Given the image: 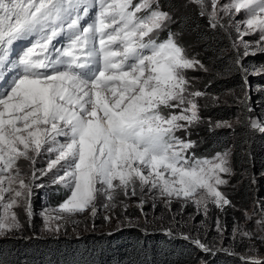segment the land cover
<instances>
[{"label": "snow or ice", "instance_id": "6c2138e0", "mask_svg": "<svg viewBox=\"0 0 264 264\" xmlns=\"http://www.w3.org/2000/svg\"><path fill=\"white\" fill-rule=\"evenodd\" d=\"M187 2L212 29L232 22L241 39L255 35L242 41V51L233 43L234 70L247 83L243 58L264 53V0ZM174 23L160 0H0V236L24 226L16 209L31 224L33 185L42 176L64 190L54 209L40 213L50 231L63 219L53 211L91 208L95 216L98 201L137 190L168 197L166 203L192 199L205 211L209 200L231 204L218 190L227 183L222 174H232L230 152L198 157L195 142L176 134L201 123L198 99L210 95L195 89L187 70L210 69L186 53ZM250 128L264 133L261 121ZM38 158L46 167H35ZM258 229L237 231L264 242V212ZM255 253L250 247L244 264H264Z\"/></svg>", "mask_w": 264, "mask_h": 264}, {"label": "trees", "instance_id": "16d2710c", "mask_svg": "<svg viewBox=\"0 0 264 264\" xmlns=\"http://www.w3.org/2000/svg\"><path fill=\"white\" fill-rule=\"evenodd\" d=\"M176 17L173 30L189 35L200 46V60L210 69L206 93L224 97L231 92L245 91L247 83L234 70L236 50L231 34L224 29L210 28L208 20L194 6ZM242 63L249 70L264 66V53L248 56ZM249 83L263 89L250 93L237 107L209 105L203 110V117L212 123L233 119H239V123L233 130L200 127L197 131L200 145L194 150L198 157L209 158L217 152L231 153L233 168L239 181L242 180L238 199L246 205L257 195L264 199V133L251 129L249 122L256 112L264 114V73L251 78ZM63 194L64 190L52 192L49 201L57 205ZM0 264H244V259L224 251L207 254L188 239L159 231L144 234L140 228L131 227L117 233L81 237L1 238Z\"/></svg>", "mask_w": 264, "mask_h": 264}, {"label": "rangeland", "instance_id": "374dc122", "mask_svg": "<svg viewBox=\"0 0 264 264\" xmlns=\"http://www.w3.org/2000/svg\"><path fill=\"white\" fill-rule=\"evenodd\" d=\"M168 1L160 0V3L164 10L173 14L175 19L178 13L186 10V8H190V6L196 7L199 12L198 6L189 4L187 0H173L174 2L170 1V4H167ZM133 2L136 3L138 0H133ZM227 2L228 0H221V3ZM171 6L177 9H172ZM241 16H243V13L238 14L234 18L235 22H239ZM205 18L207 19V17ZM173 25L174 24L170 26L171 30L179 35L180 43L186 49V53L202 63L199 53L200 46L193 43L189 35L173 30ZM240 27L243 29L245 26L240 25ZM225 31L231 34L232 44L235 42V44L240 45L239 51H242L244 47L242 41L251 43L256 39L255 35L243 36L241 39L242 31L237 32L236 28L232 26V22H229L227 30ZM163 34H165L164 36L167 35L166 32ZM14 48H16L18 52L20 45H14ZM235 50L237 51V49ZM249 51L251 52L252 49L250 48ZM256 54L263 53L257 52ZM207 73L208 72L202 70L190 69L187 70L186 74L191 78L196 90L206 92L205 88L209 81ZM262 73H264V71H261V67H255L249 70V74L247 75V89L243 92L235 91L228 93L224 97H219L218 101L215 100L217 96L211 95L199 98L198 103L200 105L199 115L201 117V123L190 127L187 133L184 131L177 132V136L194 141L195 150L200 145V136L197 132L200 127L207 126L211 129L233 130L239 123V119L226 121L231 123V128L216 127L215 124L218 122L212 123L208 119H205L202 115L203 110L209 105L227 107L239 106L250 93L263 89V87H253L249 83L251 78ZM252 120H258L264 123V114L256 112L255 116L250 119V121ZM230 162L232 174L230 176L222 174V178L227 180V183L219 186L218 189L231 201L230 205L221 207L213 204L209 200L207 211H205L203 205H196L192 199L174 197L170 199V203H166L169 201L168 197H161L155 192L142 194L137 190L136 195L129 194L128 196H124L121 193L118 194L114 200L102 199L98 201L96 204L95 216L91 214V208L74 215L53 211V216H63L62 220L53 221L54 225L59 224V231H50L46 228L44 218L40 213L42 210L54 209L56 207L55 204L49 201L51 198L50 195L52 192L63 189L58 184H51L47 176H42L35 180L33 185L31 203L35 215L32 217L31 224L25 222L23 213L19 209H16L18 213H20L24 226L19 231L8 234L7 236H0V239L15 235L81 237L87 234H112L126 228L136 227L140 228L144 234L147 232L159 231V233L168 236L184 239H186L185 237H189L188 240L191 242H193L192 238L199 239L202 243H206L213 249L212 251L205 252L194 243L198 249L207 254L224 251L243 259L249 254V248L254 246L256 249L255 255L259 259L264 260V242L255 237L249 241L248 238L242 237L239 231H237L238 228H242L244 231L259 233L258 221L261 213L264 212V199L261 198L260 195H257L248 205L238 199L237 191L242 180L239 181V175L233 168L231 153ZM19 163L23 166L25 171H29L28 161L20 160ZM35 167H46V161L38 158ZM37 175L39 176V172H37ZM50 175L51 173H49V176Z\"/></svg>", "mask_w": 264, "mask_h": 264}]
</instances>
